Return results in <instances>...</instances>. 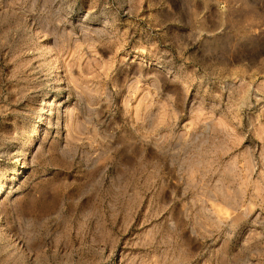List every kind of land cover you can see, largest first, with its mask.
I'll use <instances>...</instances> for the list:
<instances>
[{"label": "rangeland", "instance_id": "obj_1", "mask_svg": "<svg viewBox=\"0 0 264 264\" xmlns=\"http://www.w3.org/2000/svg\"><path fill=\"white\" fill-rule=\"evenodd\" d=\"M0 186V264H264V0H0Z\"/></svg>", "mask_w": 264, "mask_h": 264}, {"label": "bare ground", "instance_id": "obj_2", "mask_svg": "<svg viewBox=\"0 0 264 264\" xmlns=\"http://www.w3.org/2000/svg\"><path fill=\"white\" fill-rule=\"evenodd\" d=\"M48 115V105L45 104L43 110L41 111L39 120H38V125H37V129L35 131L34 137L33 139L35 140L36 137H38L40 135L41 130L43 129V124L45 122L46 116ZM43 131V130H42ZM32 142V141H31ZM22 166H19L18 168V172H20ZM16 173V172H15ZM16 175V174H15ZM4 194V188L2 186H0V198L3 196Z\"/></svg>", "mask_w": 264, "mask_h": 264}]
</instances>
